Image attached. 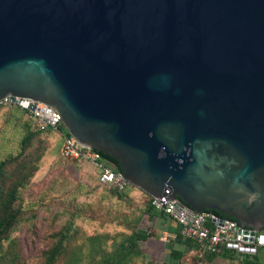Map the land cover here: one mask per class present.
Wrapping results in <instances>:
<instances>
[{
  "label": "water",
  "instance_id": "95a60500",
  "mask_svg": "<svg viewBox=\"0 0 264 264\" xmlns=\"http://www.w3.org/2000/svg\"><path fill=\"white\" fill-rule=\"evenodd\" d=\"M6 98L154 199L264 229V0H0Z\"/></svg>",
  "mask_w": 264,
  "mask_h": 264
},
{
  "label": "trees",
  "instance_id": "16d2710c",
  "mask_svg": "<svg viewBox=\"0 0 264 264\" xmlns=\"http://www.w3.org/2000/svg\"><path fill=\"white\" fill-rule=\"evenodd\" d=\"M0 109L7 110L13 119L26 118L17 152L0 160V264H215L226 259L243 260V264H264L260 254L263 250L258 255L243 258L230 254H204L200 257L202 248L198 243L184 238L180 230L172 233L171 228L166 227L169 221L176 220L164 210L157 209L153 205V197L133 185L124 191L109 190L100 179L101 202L112 204L105 212L110 221L119 225L118 229L89 231L78 223L80 211L78 214L67 213L62 226L46 236L48 247L38 252L36 261H31L25 252L24 241L18 235L27 214L24 193L32 187L41 171L52 138L60 134L51 128L37 130L28 117V111L19 105L0 104ZM58 130H64V127ZM61 152L63 156V145ZM99 152L100 162L106 168L122 172L116 158ZM204 211L239 222L219 211ZM63 214L61 212L59 216ZM34 229L30 228L35 232ZM166 230L171 232V237L163 241L159 232Z\"/></svg>",
  "mask_w": 264,
  "mask_h": 264
},
{
  "label": "rangeland",
  "instance_id": "374dc122",
  "mask_svg": "<svg viewBox=\"0 0 264 264\" xmlns=\"http://www.w3.org/2000/svg\"><path fill=\"white\" fill-rule=\"evenodd\" d=\"M6 111L0 109V160L17 152L23 136L22 124L26 120L13 119ZM62 144L60 135L52 138L41 171L32 187L24 193L27 214L18 235L24 241L25 252L31 261H36L38 252L48 247L46 236L62 226L67 213L78 214L80 211L78 223L89 231L101 228L111 232L119 227L106 214L112 204L101 202L103 191L98 188V167L89 161L84 166L70 164L62 156ZM61 212L64 214L59 216ZM31 227L35 232L30 230ZM215 264H243V260H218Z\"/></svg>",
  "mask_w": 264,
  "mask_h": 264
},
{
  "label": "built area",
  "instance_id": "2783aa9c",
  "mask_svg": "<svg viewBox=\"0 0 264 264\" xmlns=\"http://www.w3.org/2000/svg\"><path fill=\"white\" fill-rule=\"evenodd\" d=\"M11 103L13 101L6 98L0 104ZM32 107L34 108L32 109ZM23 108L28 111V117L33 121L37 130L45 131L51 128L59 132L63 139V157L66 161L70 163L89 161L96 164L99 169V179L109 190L124 191L130 185L121 172L106 168L100 162L101 155L99 153L77 147L76 139L65 128L58 130L64 125L60 114L53 107L29 100ZM153 205L174 217L184 238L193 240L201 246L200 257L204 254H230L243 258L258 255L264 249V229L257 232L251 242V235L245 234L246 229L235 221L226 220L224 224H220L219 217L205 211L194 213L179 199L169 201L154 199ZM170 237L171 235L164 234L162 239L167 241Z\"/></svg>",
  "mask_w": 264,
  "mask_h": 264
},
{
  "label": "crops",
  "instance_id": "0c3cea01",
  "mask_svg": "<svg viewBox=\"0 0 264 264\" xmlns=\"http://www.w3.org/2000/svg\"><path fill=\"white\" fill-rule=\"evenodd\" d=\"M85 162L86 161H78L77 163H70V162L69 163L72 164V165H76V166H84V163ZM98 177H99V175H98ZM166 227H170L172 233L173 232L176 233V231H179L180 230L179 229L180 227H179L178 223L176 221H173V220L172 221H169V223L166 224ZM171 232L168 231V230H166V231L159 232V234H160V236L163 237L164 234H169L170 235ZM262 250H261L262 252L260 251L261 252L260 254H261L262 258L264 259V249H262Z\"/></svg>",
  "mask_w": 264,
  "mask_h": 264
}]
</instances>
